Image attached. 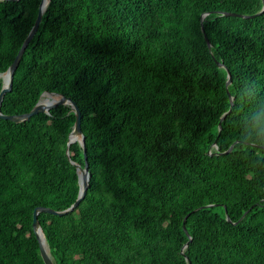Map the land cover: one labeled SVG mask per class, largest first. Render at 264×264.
Segmentation results:
<instances>
[{
  "label": "trees",
  "instance_id": "obj_1",
  "mask_svg": "<svg viewBox=\"0 0 264 264\" xmlns=\"http://www.w3.org/2000/svg\"><path fill=\"white\" fill-rule=\"evenodd\" d=\"M39 1L0 2V74ZM260 9L261 0L48 1L0 113L28 112L42 92L79 111L85 195L71 213L37 215L53 264H186L184 217L190 264H264V151L255 147H264V11L237 16ZM73 122L68 106L0 119V264H42L33 209L76 199L64 155ZM68 155L83 165L76 142ZM223 207L231 222L246 214L231 225Z\"/></svg>",
  "mask_w": 264,
  "mask_h": 264
},
{
  "label": "water",
  "instance_id": "obj_2",
  "mask_svg": "<svg viewBox=\"0 0 264 264\" xmlns=\"http://www.w3.org/2000/svg\"><path fill=\"white\" fill-rule=\"evenodd\" d=\"M5 1L13 2V1H17V0H0V2H5ZM48 1L49 0H40L39 1L37 13H36V16H35V19H34L32 26L30 27L28 33L26 34L25 38L21 42L20 47H19L16 55L14 56L12 62L7 67V69L3 73L0 74V79H1L0 106H1V101H2L4 94L11 90L13 73H14V71H15V69H16V67H17V65L21 59V56H22L25 48L27 47L28 43L30 42V40L32 39L33 35L35 34V32L37 30V27H38L40 20H41L42 13H43ZM263 11H264V2H263V0H261V9L259 10V12L255 13L253 15H237V16L244 18V19H248V18H253V17L261 14ZM207 14L208 13L202 14L200 16V20H202ZM217 14L221 15V16L233 15V14H229V13H217ZM200 31L202 33L203 40H204L207 48L210 49L209 42L207 41L206 37L204 36L201 25H200ZM215 64L218 68L223 69L226 72L225 73V89H227L228 85L231 82L230 76L221 63L215 62ZM43 95L49 96L51 98V100L47 101L46 103L40 102V99ZM227 98L229 101V105H231L232 97H230L227 94ZM57 106H68L69 111L74 115V122L72 124L71 131L67 135L66 145H65V149H64V155H65L67 161L70 163V165H72L75 169V173L77 176L78 191H77V197L73 201V203L69 207H67L66 209H64L62 211H54V210L49 209V208L35 207L31 213V228H32L34 238L37 242L38 253H39V257L42 261V264H53V263L49 257L48 248H47L46 244H45L46 250L42 245L41 236H42L43 240H44V237H43V234L41 232L39 223L37 221V215L39 213H46V214H50L52 216L61 217L63 215H66L67 213H71L78 206L80 201L83 199V197L85 195L86 188H87L88 171H87V162H86V157H85V152H84L85 151L84 150V141H83V136H82L81 131H80L79 111H78L77 107L75 106V104L71 100L63 97L62 95L55 94V93L42 92L39 95L37 102L34 104V106L28 112L23 113V114H19V115H3L0 113V119H2V120H7V121L12 122V123H21V122L28 121L30 119V117H32L36 114H40V113L47 114V112L50 109L55 108ZM228 113H229V110L226 113L222 114L221 117L219 118V121L216 125L217 134L220 130V122L225 118V116ZM74 142H76L78 144V146L80 147V149L82 151V157H83V165L82 166L72 162L69 158L68 148ZM235 143L236 142L231 144L228 147V149L226 150V152H230ZM252 146H254V145H252ZM255 147L264 151V147H262V146H255ZM212 148L215 151H217V148L215 146V142L212 143ZM217 154H219V153L217 152ZM210 206L211 205H206V206L201 207V208L210 207ZM212 206H217V205H212ZM223 212H224L225 221L227 223H230L231 225H235L246 214V212H244L237 221L231 222L225 213L224 207H223ZM185 218L186 217H184L182 220L181 229H182L184 236L187 238V240H186L185 244L181 247L180 254L183 256L185 263L190 264V261L188 260V258L185 255H183V251L186 249L187 244L190 241V238H189L188 233H187L185 226H184ZM44 243H45V240H44Z\"/></svg>",
  "mask_w": 264,
  "mask_h": 264
},
{
  "label": "bare ground",
  "instance_id": "obj_3",
  "mask_svg": "<svg viewBox=\"0 0 264 264\" xmlns=\"http://www.w3.org/2000/svg\"><path fill=\"white\" fill-rule=\"evenodd\" d=\"M49 100H51V98H50L49 96H47V95H43V96L41 97V99H40V102H42V103H46V102L49 101ZM41 242H42L43 247H44L45 250H46V246H45V243H44V240H43L42 236H41Z\"/></svg>",
  "mask_w": 264,
  "mask_h": 264
}]
</instances>
